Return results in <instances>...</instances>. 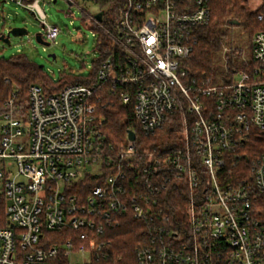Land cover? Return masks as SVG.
I'll use <instances>...</instances> for the list:
<instances>
[{
	"label": "built area",
	"instance_id": "obj_1",
	"mask_svg": "<svg viewBox=\"0 0 264 264\" xmlns=\"http://www.w3.org/2000/svg\"><path fill=\"white\" fill-rule=\"evenodd\" d=\"M41 1L58 2L3 0L30 11L44 29L43 40L55 42L59 29L47 24ZM64 1L81 11L89 28L94 23L115 37L118 49L101 64L94 85L49 94L34 84L25 111L12 99L6 103L0 205L8 227H0V264H51L60 252L68 260L87 257L86 264L105 257L106 243L98 237L113 225L114 214L128 210L129 175L120 167L132 160L138 174L159 179L151 191L175 181L187 197L182 214L152 215L160 221L155 218L150 245L138 249L137 264H264V144L262 153L241 152L252 129L264 134V31L253 37L249 72L233 70L222 83L188 81L184 61L193 52L194 30L210 22L208 0ZM114 18L110 31L105 24ZM92 32L97 38L99 32ZM105 85L125 104L134 95L146 136L184 108L176 147L139 150L130 131L135 139L128 133L108 154L96 118ZM105 168L114 171L101 185L84 197L76 193ZM144 200L131 198L136 219L146 216L138 203ZM65 229L74 236L44 246V230Z\"/></svg>",
	"mask_w": 264,
	"mask_h": 264
},
{
	"label": "trees",
	"instance_id": "obj_2",
	"mask_svg": "<svg viewBox=\"0 0 264 264\" xmlns=\"http://www.w3.org/2000/svg\"><path fill=\"white\" fill-rule=\"evenodd\" d=\"M249 0H208L210 12V22L206 26L198 27L194 30L192 37L193 52L184 61V69L187 72L186 80H211L214 83L215 56L222 51L224 39L227 36V27H241L247 35L250 48L253 37L264 31V0L255 11L248 9ZM4 2L0 0V15L3 13ZM101 3V7H104ZM112 16L117 14L112 11ZM115 19L107 22L105 26L110 31L115 30ZM232 21L236 22L232 25ZM91 31L99 32L95 38V52L98 58L92 64V71L89 74H74L72 71L62 72L59 79L55 81L52 76L45 72L44 68L29 61L25 56H18L10 59L0 57V120L7 111L6 103L12 99L23 111L28 108L29 90L34 84L45 89L49 94L58 93L71 85L91 86L97 82V74L101 64L110 56V53L118 49L115 37L108 34L107 30H100L92 23ZM229 61L234 64V59L241 57L240 48H230ZM237 65V64H236ZM229 67V72L237 70L234 65ZM254 63L252 56L250 61L243 62L240 70L249 72ZM227 77H231V75ZM99 103H97L96 118L99 121V130L102 134V142L108 154L117 150L124 142L130 131H135L139 150L153 148L176 147L178 134L182 128V118L185 113L184 108L179 109L171 115L164 126L153 135L146 136L141 130L135 117V97L132 94L129 103L125 104L119 92L111 91L109 85H105L98 92ZM248 144L241 150L243 154L262 153L264 144V134L257 129L250 132ZM128 173L129 177L124 184L126 187L128 210L125 213L114 214L113 225L105 228L98 240L106 243L103 250L105 257L89 264H137V251L141 247L150 245V230L155 218L162 215L182 214V210L187 205V197L184 189H178L175 181L167 184L160 193L151 191L149 185L155 188L158 180L152 173L138 174L136 161L132 160L128 164L120 167ZM114 169H104L101 178L89 177L83 182L85 189L79 193L82 197L102 184L105 176L110 175ZM234 172V171H233ZM135 195L143 196L144 201L138 203L143 208L146 216L136 219L133 213L131 198ZM126 198V197H125ZM148 201V202H146ZM152 215L153 217L151 220ZM161 218V217H160ZM159 218V219H160ZM160 221L158 218H156ZM0 227H8L7 221L3 219V205H0ZM74 236V232L68 229L61 231L44 230L42 240L44 246L61 245ZM51 264H70L69 260L60 252L52 260Z\"/></svg>",
	"mask_w": 264,
	"mask_h": 264
},
{
	"label": "rangeland",
	"instance_id": "obj_3",
	"mask_svg": "<svg viewBox=\"0 0 264 264\" xmlns=\"http://www.w3.org/2000/svg\"><path fill=\"white\" fill-rule=\"evenodd\" d=\"M262 4V0H249L248 9L255 11ZM41 7L46 15L48 25L56 26L59 35L55 42H48L49 46H43L36 40L37 34L44 32L39 20L28 10L11 3H4L0 15V34H7L11 29L23 28L28 35L23 37H11L10 45L0 41V57L10 59L25 56L30 62L44 68L52 78L57 81L62 72L72 71L74 74H89L92 64L98 58L95 52V36L83 20V15L77 7H70L64 0H58L56 4L41 1ZM96 12L97 8H91ZM232 25L236 22L232 21ZM222 51L215 56L214 81L222 83L227 77L229 67L234 65L241 71L240 65L250 61L251 48L247 35L241 27H227ZM230 48H240L241 57L234 59V64L229 61ZM55 55L56 59L49 56ZM237 64V65H236ZM231 75V74H230ZM235 80L241 78L236 75ZM87 257L73 254L69 257L70 264H86Z\"/></svg>",
	"mask_w": 264,
	"mask_h": 264
},
{
	"label": "water",
	"instance_id": "obj_4",
	"mask_svg": "<svg viewBox=\"0 0 264 264\" xmlns=\"http://www.w3.org/2000/svg\"><path fill=\"white\" fill-rule=\"evenodd\" d=\"M102 17H103V13H100L98 15H96V20L98 22H101L102 21ZM28 35V31L26 29H23V28H16V29H11L7 34H2L0 36V41L4 42L5 44L7 45H10V38L11 37H23V36H26ZM36 40L39 44L43 45V46H49L50 44L45 42L42 38V34H37L36 36ZM50 58L52 59H56V56L55 55H50L49 56ZM129 138L131 140H134L135 139V134L133 132H129Z\"/></svg>",
	"mask_w": 264,
	"mask_h": 264
}]
</instances>
